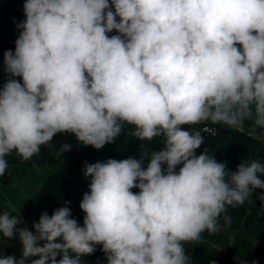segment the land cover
Returning <instances> with one entry per match:
<instances>
[{"label":"clouds","instance_id":"clouds-1","mask_svg":"<svg viewBox=\"0 0 264 264\" xmlns=\"http://www.w3.org/2000/svg\"><path fill=\"white\" fill-rule=\"evenodd\" d=\"M23 11L4 52L0 176L6 156L27 161L57 134L99 150L128 124L165 147L146 168V153L85 162L82 226L67 206L42 213L34 232L20 212L0 213V234L22 244L19 258L0 250V264H82L96 245L107 264H192L184 244L217 233L222 214L230 226L226 206L264 190V162L232 171L207 149L197 155L204 137L184 127L264 128V0H25ZM257 199L264 209V192Z\"/></svg>","mask_w":264,"mask_h":264},{"label":"trees","instance_id":"trees-1","mask_svg":"<svg viewBox=\"0 0 264 264\" xmlns=\"http://www.w3.org/2000/svg\"><path fill=\"white\" fill-rule=\"evenodd\" d=\"M24 2L25 0H0V88L9 79V74L6 73L4 66V52L15 51V42L20 33L17 25L26 19L23 11ZM116 19L119 22L118 16ZM118 34L116 30L107 33L109 36ZM14 79L22 83L20 77H14ZM205 123L215 126L218 133L214 137H206L201 133L204 137V144L196 150L197 155L204 149L208 150L209 155H225L227 157L226 166L232 171H235L241 162L252 160L264 162V145L247 138L245 135L238 134L227 124L213 123L208 120L197 125H185L184 127L189 131H196L195 128L200 131V127ZM243 125L258 130L263 129L254 126L251 120L245 121ZM128 131H135V126L125 124L120 135L114 142L110 143L113 148H117L125 141ZM63 143L71 144V149L61 155L59 150ZM13 155L18 158L17 162L23 166L55 165L57 167V171L48 178L36 196L19 210L22 215L28 217L32 215L41 216L45 212L51 216L57 208L66 206L65 202L82 199L83 195L89 192L91 181V177L84 175L85 162L96 163L99 156L97 149L90 145L79 144L75 137L68 133L57 134L50 144L42 145L39 153L27 161L23 160L15 151L8 157ZM179 167L180 165L177 166V171ZM11 178V174L4 173L3 176H0V181L3 185H8ZM260 179L264 180V175H260ZM132 191L138 192L139 189L134 188ZM226 208V215L233 218L245 217L246 224L255 228V234L259 241L256 257L264 262V209L254 207L249 211H244L242 205L226 206ZM224 215L220 216L219 225L223 224ZM185 251L188 256L193 257L194 264H209L206 258L208 256L207 249L199 241L186 243ZM100 252L103 251L100 250ZM100 252H96L93 256L98 257Z\"/></svg>","mask_w":264,"mask_h":264},{"label":"rangeland","instance_id":"rangeland-1","mask_svg":"<svg viewBox=\"0 0 264 264\" xmlns=\"http://www.w3.org/2000/svg\"><path fill=\"white\" fill-rule=\"evenodd\" d=\"M230 126V125H229ZM234 130L251 136L257 139L264 145V136L261 134V130L254 129L247 126H230ZM135 131H128L125 141L117 148H113L112 145L106 144L98 151V161L106 162L108 159L122 160L126 158L141 159L144 153L148 154L143 158V167L146 168L150 161V155L152 152H158L162 150L164 145V138L162 136L155 137L151 141H141L134 136ZM218 162H227L225 155H214ZM7 168L6 174H11L12 178L8 185H3L0 181V213L13 211H19L24 205L30 202L39 190L44 186L48 178L57 171L55 165H46L40 167H29L20 165L16 156H6ZM12 159H15L12 161ZM264 192V190L257 189L251 200L245 201L242 205L243 210L249 211L251 208H262L261 201L257 197ZM82 199L78 201L80 205ZM208 252L206 257L208 262L215 260L217 264H264L256 257V251L259 246V241L255 234V228L247 225L244 218L231 217V225L225 224V220L220 225V230L217 233L210 234L205 231L202 234V238L199 241ZM41 245L44 243L40 242ZM186 243L184 244L185 247ZM102 246L96 248V251L91 255L82 257V264H107V259L104 252H100ZM0 250L5 255H15L20 257L22 251V244L19 239L13 238L11 240L0 241ZM96 252H100L98 257L93 255ZM192 264H194L193 257ZM29 258L27 264H30ZM60 257L58 256L57 259Z\"/></svg>","mask_w":264,"mask_h":264},{"label":"built area","instance_id":"built-area-1","mask_svg":"<svg viewBox=\"0 0 264 264\" xmlns=\"http://www.w3.org/2000/svg\"><path fill=\"white\" fill-rule=\"evenodd\" d=\"M194 130H197V129L195 128ZM200 132L202 134H204L206 137H214L217 135L218 130L215 126H212L210 124L205 123L204 125H202L200 127ZM261 134L264 136V128L261 129ZM78 201H74V200L67 201L68 203L66 204V206L71 209L72 218L76 219L78 224H80L82 226L85 213L78 206ZM18 213H19V211L15 210V211H13V213H10V214L11 215H17ZM20 216L22 217L23 221L25 222L24 225H22V226H26L30 231L34 232L35 230L33 229L32 226L34 223H37L39 221L40 216L32 215V216L28 217V216L22 215L21 213H20ZM15 238L19 239L18 236ZM3 240H8V239L3 237L2 234H0V241H3ZM100 246L101 245H96L95 247L98 248Z\"/></svg>","mask_w":264,"mask_h":264},{"label":"water","instance_id":"water-1","mask_svg":"<svg viewBox=\"0 0 264 264\" xmlns=\"http://www.w3.org/2000/svg\"><path fill=\"white\" fill-rule=\"evenodd\" d=\"M111 10H112L113 12L115 11V9H114V8H112ZM237 133H238V134H241V135H244V134H242V133H240V132H238V131H237ZM245 136H246L247 138H250V139H252V140H254V141H256V142L260 143V141H259V140H257V139H254V138H252L251 136H247V135H245Z\"/></svg>","mask_w":264,"mask_h":264}]
</instances>
